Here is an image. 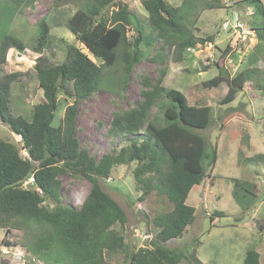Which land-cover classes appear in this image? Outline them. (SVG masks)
Instances as JSON below:
<instances>
[{
    "label": "trees",
    "instance_id": "1",
    "mask_svg": "<svg viewBox=\"0 0 264 264\" xmlns=\"http://www.w3.org/2000/svg\"><path fill=\"white\" fill-rule=\"evenodd\" d=\"M36 1L10 0L6 6L11 15L32 7ZM246 1L261 19L262 24L252 22L250 26L264 43V0ZM66 2L77 5L67 27L96 61L72 43L66 45L61 62L39 57L34 69L43 98L32 106L28 116L11 113L8 85L0 80V120L21 137L27 152L22 156L15 143L0 137V227L5 233L13 228L22 230V246L45 264H180L184 259L190 264H207L194 251L187 253L167 243L182 237L195 221L196 208L187 203L188 195L209 175L218 159L217 143H211L201 132L215 121L211 105L190 104L184 92L166 87L163 67L155 80L143 77L136 106L112 115L109 131L128 137V144L96 158L81 146L76 135L78 101L100 88L120 95L135 65L148 55L146 47L161 39L151 58L165 63L169 53L181 60L184 52L212 39L197 36L187 22L193 0H183L176 6L168 0H141L148 14L147 25L138 21L122 0L54 1L57 5ZM137 21L136 35L130 38L129 27ZM37 27L35 52L42 53L52 35L46 18L40 19ZM10 47L24 49V44L5 32L0 36L2 61ZM218 66L219 73L203 85L211 97L228 104L237 98L256 69L248 67L231 75L224 65ZM114 67L120 68L121 74L108 72ZM60 94L73 103L55 122ZM155 106L162 114L151 117ZM263 157L259 153L250 160L258 163ZM131 163H136L134 176L143 190L141 199L155 190L172 203L170 210L153 218L159 230L150 247H132L113 228L117 223L124 225L128 217L102 183L111 177L115 166ZM68 172L81 174L91 183L80 208L62 203L59 176ZM30 178L29 185L24 186ZM254 187L245 179L234 181V198L244 210L256 201ZM47 200L55 204L54 209L43 204ZM116 254L122 255V260L112 261ZM244 264H261L259 251L249 249Z\"/></svg>",
    "mask_w": 264,
    "mask_h": 264
},
{
    "label": "rangeland",
    "instance_id": "2",
    "mask_svg": "<svg viewBox=\"0 0 264 264\" xmlns=\"http://www.w3.org/2000/svg\"><path fill=\"white\" fill-rule=\"evenodd\" d=\"M9 1L0 0V36L9 32L23 42L24 49L8 48L4 61L0 56V80L8 85L11 113L28 116L32 106L43 98L34 69L39 57H46L51 63L61 62L65 59L66 45L72 43L94 61L96 59L67 27V20L76 10L74 2L57 5L55 0H37L32 7H26L22 12L16 10L10 15L6 6ZM122 1L129 5L138 21L147 25L148 14L141 0ZM168 1L175 6L183 2ZM192 5L193 9L187 12V22L197 36H212V39L184 52L181 60L169 53L165 63L151 58L161 39L143 47L148 55L135 65L120 95L100 88L78 101L76 135L81 146L96 158L128 144V137L115 136L109 131L112 115L119 109L136 106L141 99L143 77L155 80L160 69L166 67V87L184 92L190 104L212 106L215 121L201 132L211 143L218 145L215 167L209 170L200 185L191 189L187 198V203L196 208L195 221L187 226L182 237L170 240L167 245L187 253L194 251L207 264H244L247 251L256 249L261 264H264V157L258 163L250 160L259 153L264 154V43L250 26L252 22L262 24L261 19L246 0H193ZM42 18H46L50 26L52 39L50 45L38 53L35 52L37 22ZM138 21L129 27L130 38L136 35ZM217 64L224 65L231 75L248 67L256 69L237 98L228 104H221L211 97L203 85L204 81L219 73ZM108 72L121 74L118 67ZM59 99L55 122L63 117L66 106L73 103L70 99L66 101L63 94ZM156 113L162 114L158 112V106L153 107L151 117ZM0 137L15 143L21 155L27 156L21 137L1 120ZM135 166L136 163L115 166L111 177L102 183L128 217L124 225L117 223L113 228L122 233L132 247H150L159 230L152 220L156 214L170 210L172 203L166 195H159L155 190L141 199L143 190L134 176ZM59 177L62 203L80 208L90 191V181L72 172ZM238 178L255 184L256 201L246 210L233 195L234 181ZM28 185V181L24 182V186ZM43 204L55 208V204L48 200ZM216 211L223 214L214 215ZM22 240V230L13 228L5 233L0 227V264H45L27 252ZM111 260L120 261L122 255L116 254ZM180 264L190 263L184 259Z\"/></svg>",
    "mask_w": 264,
    "mask_h": 264
},
{
    "label": "clouds",
    "instance_id": "3",
    "mask_svg": "<svg viewBox=\"0 0 264 264\" xmlns=\"http://www.w3.org/2000/svg\"><path fill=\"white\" fill-rule=\"evenodd\" d=\"M31 179H32V178H30L29 180L31 181ZM29 180H28V183L30 182Z\"/></svg>",
    "mask_w": 264,
    "mask_h": 264
},
{
    "label": "built area",
    "instance_id": "4",
    "mask_svg": "<svg viewBox=\"0 0 264 264\" xmlns=\"http://www.w3.org/2000/svg\"><path fill=\"white\" fill-rule=\"evenodd\" d=\"M32 180V179H31Z\"/></svg>",
    "mask_w": 264,
    "mask_h": 264
}]
</instances>
